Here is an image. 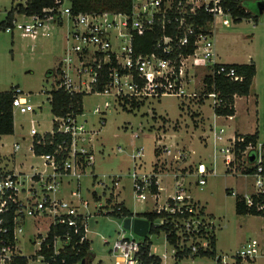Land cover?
Masks as SVG:
<instances>
[{
    "label": "built area",
    "instance_id": "obj_1",
    "mask_svg": "<svg viewBox=\"0 0 264 264\" xmlns=\"http://www.w3.org/2000/svg\"><path fill=\"white\" fill-rule=\"evenodd\" d=\"M226 1L131 0L128 11L74 12L72 0H55L53 6L44 7L39 13L27 14L16 11L11 20L5 18V23L1 25L7 33L14 34L15 31H20L22 36L36 39L40 34L46 35L45 30L49 23H62L65 19L72 21V30L69 32L72 44L67 55L58 64L60 78L57 89L64 88L85 95L110 94L120 103L134 98L145 101L148 98L160 99L165 95L191 97L200 94L212 99L215 112L222 98L214 83L211 84V90L207 89L204 93H190L187 87L191 80H196L198 72H202V82L206 88L208 83L205 78L210 76L221 75L236 82L245 79V75L236 66L220 62L217 58L215 43L217 25L229 26L232 23L230 17H233L234 21L237 19ZM236 1L248 11L246 0ZM20 3L25 6L27 0ZM18 14L26 19L19 20ZM147 34H153L155 37L153 49L138 52L136 39ZM70 70L73 71V75H70ZM13 89V108L20 110L21 113L35 111L28 94L19 87ZM110 105V102L106 101L103 110L97 105L95 111L105 112ZM82 115L83 111L56 116L53 129L43 134L39 133L35 121L31 120L32 150L34 144L54 146L53 151L40 155L50 170H36L30 175L22 171H0V264H22L23 259L26 260V264H38L31 256L41 257L46 264H50V261L45 259L44 245L52 249L53 260L61 252L74 248L71 247L70 232L56 234L51 242H46L48 232L44 236L37 235L40 237L39 241L25 237L22 224L29 217L43 214L52 218L48 230L54 223L73 228L75 233H79L83 227L84 234L79 243L88 238L86 215L79 211L78 202L56 195L63 175L79 180L86 166L94 164L95 130L88 126V120L82 119ZM218 116L221 115L216 114L214 118L217 119ZM224 117L231 119L234 115ZM237 134L226 136L224 127H218L214 122L205 136L206 143L212 141L214 145V162L209 166L200 161L186 174H195L196 183L205 185L209 176L216 173L215 161L219 152L223 154L226 171L235 172L238 169L237 146L245 141L244 136ZM57 135L60 136L58 141ZM19 148L20 144H15L14 150L17 151ZM164 151L168 155L171 152L165 145ZM240 153L246 163L256 164L253 165L256 167L255 190L241 195L248 207L264 212V202L254 199V195L264 194V130L262 140L259 135L256 143L249 142ZM143 155L141 148L133 158L136 160ZM157 156V159L161 157L159 154ZM154 164L159 165V162ZM154 164L153 172L150 174L140 175L137 171L132 172L133 190L140 200L147 199V190L154 194L155 199H159L162 187L159 185L158 174L163 169L158 167L155 171ZM137 165L136 163L134 167ZM185 176L182 173L175 175V185L179 186V189L166 199L164 205L152 210L158 213L166 212L171 217L176 233V239L172 241L165 232L167 245L171 249L169 251L166 249L162 254L154 252L152 243L150 255L158 256L160 264H168L169 260L171 264H178L186 258L207 256V252L212 249V236L216 235L213 216L206 214L204 206L197 202L198 200L186 194L187 188L183 182ZM96 179L97 175H94V180ZM120 179L121 175L117 174L115 185ZM153 185L158 187V192L152 190ZM231 193L238 195L234 190ZM71 195L82 201L85 207L89 205L87 199L82 200L78 189L72 190ZM116 203L118 201L106 210L107 214L114 211ZM166 220V217L158 218L154 225H162ZM151 225L150 222L149 231ZM262 230L261 237L249 239L232 255L216 251L212 256L215 264H247L246 262L261 259L264 261V227ZM23 241L29 245L38 244L36 252L31 256L23 253L21 248ZM141 247L142 240L137 242L121 234L112 246L116 264H142Z\"/></svg>",
    "mask_w": 264,
    "mask_h": 264
},
{
    "label": "rangeland",
    "instance_id": "obj_2",
    "mask_svg": "<svg viewBox=\"0 0 264 264\" xmlns=\"http://www.w3.org/2000/svg\"><path fill=\"white\" fill-rule=\"evenodd\" d=\"M25 0H0V91L19 87L28 94L29 101L35 111L21 113L14 108L15 132L0 138V166L16 168L25 174L50 170L44 158L36 155L31 146L33 136L30 134L31 120L39 133L53 129L56 116L51 111V91L57 89L59 73L58 64L67 55L72 44L69 32L72 21L65 19L62 23H49L46 35L38 38L22 36L20 31L14 34L4 31L1 21L8 11ZM250 16L240 22L234 21L229 26L218 24L215 31L217 58L225 63H254L256 74L253 78L250 94L236 100V115L231 119L216 116L212 99L203 95L177 97L165 95L160 99L148 98L144 104L133 111L124 108L123 104L110 94L88 93L83 98L82 119L88 120V126L95 130L94 164H88L79 180L69 175L62 176L58 197L74 199L78 202L79 211L86 215L88 239L91 242V264H116L112 252L114 242L123 234L135 239L142 237L128 229H124L123 220L107 214L116 201L124 202L133 212L152 211L165 204L166 199L179 189L175 185L176 174H185L186 194L201 203L206 214L213 216L216 223L217 253L232 255L251 238L261 237L264 227V216L260 214H239L236 211V195L251 193L255 190V174L244 173L254 164H248L243 158H237V170L226 171L223 154L219 152L215 161L216 173L211 174L205 185L196 183V175L191 171L198 162L208 164L214 162V145L206 143L205 136L209 128L216 123L224 127L225 135L237 133H253L259 131L260 139L264 130V15L258 14L257 0H246ZM19 20H25L18 14ZM52 71V74L49 72ZM73 75V71H69ZM90 78H87L89 81ZM188 92L204 93L207 88L202 82V72L197 73L195 81H190ZM110 102L105 112H96L97 105L104 109V103ZM129 107V106H127ZM20 148L15 152L14 146ZM164 145L170 148V154L164 151ZM142 148V158L133 155ZM159 148L158 153L155 149ZM157 154L161 155L159 159ZM182 156L180 157V155ZM163 169L158 174L162 191L159 199L150 191H146L147 199L140 200L133 190L132 172L141 174L153 172V164ZM138 164L136 167H134ZM161 163V165H160ZM140 164V165H139ZM142 164V165H141ZM121 175L115 185V176ZM94 175L97 179L94 180ZM82 200L89 201L88 206L78 198H73L72 190H77ZM97 195V199L94 197ZM114 194V195H113ZM158 201V204H157ZM103 206V207H101ZM99 210H102L100 212ZM47 215L29 217L22 224L23 235L32 240H40L39 234L48 232ZM152 249L162 254L168 249L165 232L150 235ZM38 244H21L22 252L31 256L36 252ZM35 258L38 264H46L41 257ZM89 261V262H90ZM263 260L246 262L247 264H263ZM171 264V261H168ZM178 264H215L212 256L186 258Z\"/></svg>",
    "mask_w": 264,
    "mask_h": 264
},
{
    "label": "trees",
    "instance_id": "obj_3",
    "mask_svg": "<svg viewBox=\"0 0 264 264\" xmlns=\"http://www.w3.org/2000/svg\"><path fill=\"white\" fill-rule=\"evenodd\" d=\"M55 0H27V5L18 3V6L12 7L7 13V19H12L16 11L20 13H39L44 7H51L54 5ZM131 0H72L73 11L74 12H93V11H103V10H114V11H128L130 9ZM227 5H230L234 16L237 17L236 21L240 22L244 17L250 16V12L246 11L243 6L239 5L236 0H227ZM248 3L246 2V7ZM259 14H256L254 18H257ZM6 20H2L3 25ZM153 34H147L145 36L137 37V51L145 52L151 51L153 49ZM238 68V70L245 75V79L242 82L232 81L225 76L217 75L215 77H206L205 81L208 83V90H211V84L214 83L215 89L220 93L222 102L220 106L215 108V112L221 116H233L236 113L235 107V97L236 96H247L250 94L251 85L253 78L256 74V66L254 63H244V64H232ZM53 72L50 71L49 74ZM13 92L14 89L0 91V137L2 135H11L15 131V118H14V108H13ZM85 94L80 92H70L64 88L55 89L51 91V96L49 98L51 104V111L55 116L66 115L70 112L81 113L83 111V98ZM124 108H128L133 111L134 109L140 108L143 104V100L139 99H126L122 102ZM129 106V107H127ZM245 137V141L238 144L237 156L241 157L240 150H244L249 142L256 143L259 136V131L256 130L254 133H238ZM60 139V136H56V141ZM240 149V150H239ZM54 150L53 145H37L34 144L33 151L36 155H42L47 152ZM158 153V149H155ZM155 171H157V166L154 164ZM256 167L251 166L246 169L244 173H254ZM263 173H264V162H263ZM96 177V176H95ZM152 190L158 192V187L153 185ZM94 197L97 199L96 193ZM255 201L264 202V194L260 196L254 195ZM115 209L112 214L120 219L135 216L144 217L150 220L151 229L149 234L142 238V247L140 250V258L142 264H160V258L156 255H150L151 245L153 243L150 235L159 234L161 231L168 233V238L172 241L176 239L175 227L171 221V217L164 211L158 213L157 211H145V212H133L131 211L124 202H118L115 204ZM236 211L239 214H260L264 215V212L257 211L254 207H248L245 198L239 194L236 196ZM166 217V222L162 225L155 226L154 221L158 218ZM70 232L72 234L71 247L67 252H61L55 256V260L51 258L52 249L46 248L44 245V254L46 260L50 261V264H88L90 263V258L92 256L91 242L88 238L82 243H79L81 236L84 234V229L81 227L79 233H75L73 228L66 225L54 223L50 226L48 230L46 242H51L56 234H65ZM216 235L212 236L211 247L212 249L207 252V255L213 256L216 253ZM90 261V262H89ZM22 264H26V260H21Z\"/></svg>",
    "mask_w": 264,
    "mask_h": 264
},
{
    "label": "water",
    "instance_id": "obj_4",
    "mask_svg": "<svg viewBox=\"0 0 264 264\" xmlns=\"http://www.w3.org/2000/svg\"><path fill=\"white\" fill-rule=\"evenodd\" d=\"M256 8L258 14L262 15L264 13V0H257ZM251 160H254V155L251 156ZM123 227L141 237H145L149 233L150 220L144 217H126L123 219Z\"/></svg>",
    "mask_w": 264,
    "mask_h": 264
},
{
    "label": "crops",
    "instance_id": "obj_5",
    "mask_svg": "<svg viewBox=\"0 0 264 264\" xmlns=\"http://www.w3.org/2000/svg\"><path fill=\"white\" fill-rule=\"evenodd\" d=\"M230 64H234V63H230ZM238 64V63H237ZM239 97H244V96H237L236 98H235V104H236V100H237V98H239ZM237 111V110H236ZM235 115H236V113H235ZM235 115H234V117H235ZM15 132V131H14ZM4 136H9V135H2L1 137H4ZM0 137V138H1ZM16 152V151H15ZM0 171L1 172H13V171H20V170H18L17 168H16V166L15 167H13V168H8V167H6V166H0ZM159 185H160V183H159ZM160 191H161V189H160ZM88 233V232H87ZM88 237V236H87ZM92 256H93V254H92Z\"/></svg>",
    "mask_w": 264,
    "mask_h": 264
}]
</instances>
